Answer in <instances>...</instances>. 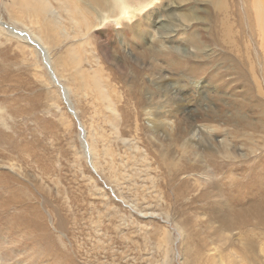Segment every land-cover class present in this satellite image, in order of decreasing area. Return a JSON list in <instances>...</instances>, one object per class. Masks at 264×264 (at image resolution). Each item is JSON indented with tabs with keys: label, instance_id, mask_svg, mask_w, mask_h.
<instances>
[{
	"label": "rangeland",
	"instance_id": "obj_1",
	"mask_svg": "<svg viewBox=\"0 0 264 264\" xmlns=\"http://www.w3.org/2000/svg\"><path fill=\"white\" fill-rule=\"evenodd\" d=\"M114 1L0 0V262L264 264V230L221 220L264 211V49L235 16L246 4ZM213 113L211 145L183 153V118Z\"/></svg>",
	"mask_w": 264,
	"mask_h": 264
},
{
	"label": "bare ground",
	"instance_id": "obj_2",
	"mask_svg": "<svg viewBox=\"0 0 264 264\" xmlns=\"http://www.w3.org/2000/svg\"><path fill=\"white\" fill-rule=\"evenodd\" d=\"M139 1H142V0H139ZM243 1H244V5L243 6L245 7V4L247 6L246 9H245V12H246V15L247 14L248 15L245 16V13L243 11V14H244L243 16H245V17L240 16L241 12L240 13L238 12L235 16H238L237 20H239L240 25H241V21H243L244 19H247V23H249L252 26V28H254V29L258 28V30L261 31V34H259V33L258 34L260 35V37H262L261 38L262 41H260V43H258V44H261L260 47H262L264 49V33H263L264 32V0H252V4H250V3L248 4L249 0H243ZM114 2H115L114 0H112V1L111 0H94V3L96 5L100 6L101 9H104V11H106L108 13H110L112 9L116 8V3H114ZM123 4L126 5L127 2H125ZM221 5H223V4L220 3V5H218V9L219 10L221 9L223 11L224 7H222ZM124 8H126V7H124ZM252 11H253V14H252ZM216 13H217V11H216ZM76 15L74 17H76ZM129 16H130V14L127 11H125L123 13V17H127L128 18ZM101 17L102 16L99 15V18H100L99 20L100 21H103L106 18V17H103L101 19ZM76 19H78V21L80 23V24H78L77 20H76V24L77 25L81 26V24L83 23L86 26L87 23L81 17L80 14H78ZM117 21L115 22V24H118ZM170 24H171L170 21L166 20L165 23L163 25H160L161 27H159V28L165 30L166 32H164V33H168L169 32L168 31V27L170 26ZM213 24L218 26L220 29L223 27L222 29H224L225 34H226V32L228 30L227 23L223 22L222 20L218 19V17H216V18H214V23ZM220 29L218 30V32L220 31ZM7 31L12 36L15 35V37L17 36L16 34H18V30L14 29V28H10L9 29V27H7ZM18 37H20V36H18ZM29 42H31L42 54L44 53L43 54L44 63L46 64V66H47V68L49 70L50 67H49L48 60H47V57H46V54H45V50L42 49L41 45L38 42L37 43L33 42V41H29ZM49 72L51 73V70ZM51 77L55 81V83L59 86V88L61 90V93H62V97H64L65 103H66L70 113L75 116V112L73 111L72 107L69 105V102L67 100V92H66L65 88L59 83V81L52 74H51ZM256 86H257L258 91L261 92V89L259 88V84L258 83H256ZM153 117L154 118H151L150 120H148V122L153 124L155 128L165 129V127L167 125V122H165V120H163L161 118V115L160 116H153ZM192 117L193 116H186L185 118H183V124H184L185 128L183 130L182 136H180V138H181V144H180L181 145V149H182V152L186 153V154L187 153L197 154L198 150H200L202 148H204V149L208 148L207 146L211 145L212 132L215 131L214 130L215 128H214V126H212V124H217L216 121L219 120V117L216 116L215 113L211 114V116H209V117L208 116L207 117L201 116V117H194V118H192ZM194 119L197 120V121L199 120L200 122L203 123L202 124L203 129H199V128L197 130L194 129V124H193ZM81 127L82 126H79V130L82 132L81 135L84 137V132H83ZM213 151H215L214 153H220L221 155H224V156H227V157H231V156L234 155L233 149L225 141H220L219 143H217L216 144V149L214 148ZM208 161L209 162H213L212 160L209 159V157H208ZM190 165L197 166V163L194 162L193 164H190ZM205 176L208 177V180L205 178ZM198 179H202V183H204L203 181H205L206 183L207 182H213L214 175H212V173L209 171L208 175H204V176L201 175ZM198 179H195L194 181L198 182ZM211 184H213V183H211ZM198 185H200V183ZM259 201L262 202V205L264 207V195H262L259 198ZM4 203L8 204L7 201L4 202ZM231 211L232 210H230L229 212H231ZM226 214L227 213H225L221 217V220L224 223V228H223L224 231L229 230L232 226L237 225V224L240 225V226H243V225L248 226V227H250V229L252 231H254L256 229H259V231L261 229L264 230V211L259 210L256 205L246 206L244 208H239L238 210L234 211V214L232 215V218H231V214L230 215H226ZM21 219H24V217L21 218ZM255 232H257V231H255ZM0 264H2V262H0Z\"/></svg>",
	"mask_w": 264,
	"mask_h": 264
},
{
	"label": "water",
	"instance_id": "obj_3",
	"mask_svg": "<svg viewBox=\"0 0 264 264\" xmlns=\"http://www.w3.org/2000/svg\"><path fill=\"white\" fill-rule=\"evenodd\" d=\"M82 133V132H81Z\"/></svg>",
	"mask_w": 264,
	"mask_h": 264
}]
</instances>
